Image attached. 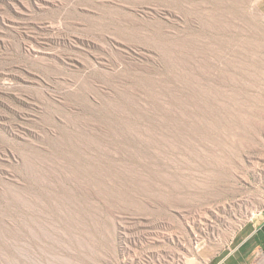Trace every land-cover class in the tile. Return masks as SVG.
<instances>
[{"label":"rangeland","instance_id":"374dc122","mask_svg":"<svg viewBox=\"0 0 264 264\" xmlns=\"http://www.w3.org/2000/svg\"><path fill=\"white\" fill-rule=\"evenodd\" d=\"M260 212L264 0H0V264H224Z\"/></svg>","mask_w":264,"mask_h":264},{"label":"crops","instance_id":"0c3cea01","mask_svg":"<svg viewBox=\"0 0 264 264\" xmlns=\"http://www.w3.org/2000/svg\"><path fill=\"white\" fill-rule=\"evenodd\" d=\"M232 249L224 264H253L264 262V212L244 223L231 241Z\"/></svg>","mask_w":264,"mask_h":264}]
</instances>
